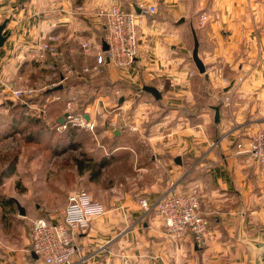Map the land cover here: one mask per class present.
<instances>
[{
    "label": "crops",
    "instance_id": "1",
    "mask_svg": "<svg viewBox=\"0 0 264 264\" xmlns=\"http://www.w3.org/2000/svg\"><path fill=\"white\" fill-rule=\"evenodd\" d=\"M117 2L155 4L157 12L142 15L135 61L126 68L108 63L104 76L94 77L110 87L105 96L97 95L101 114L106 116L110 100H116L119 112L97 130L104 136L100 157L74 155V162L82 158L87 166L80 172L75 162V171L84 175L86 190L106 211L75 237L72 264H256L255 244H264V165L237 144L246 145L249 134L264 127V0H0V23L9 18L6 31H11L0 49V95L10 98L13 89L54 81L49 74L59 62L49 55L33 58L46 39H54L61 63L74 66L53 99L88 88L91 75L82 71L87 60L79 43L102 37L99 10ZM193 31L204 73L191 59ZM145 85L158 88L161 98L142 90ZM140 93L142 100L125 117L128 107L122 102ZM90 116L98 124L95 114ZM102 158L107 164L90 179L89 165ZM171 185L200 196L208 222L203 246H196L190 233L173 241L163 232L155 207ZM144 197L149 211L140 205ZM19 199L0 196V264L34 262L28 220L62 219L63 207L47 205L22 218Z\"/></svg>",
    "mask_w": 264,
    "mask_h": 264
},
{
    "label": "built area",
    "instance_id": "2",
    "mask_svg": "<svg viewBox=\"0 0 264 264\" xmlns=\"http://www.w3.org/2000/svg\"><path fill=\"white\" fill-rule=\"evenodd\" d=\"M142 13L137 14L133 8H126L121 4H111L99 10L102 18L104 33L98 40L83 39L80 41L82 55L89 61L82 71L91 76L101 75L108 63L117 68L129 67L139 53V30L142 26L143 14H155V4L137 3ZM81 9V7H79ZM206 19L201 16V21ZM103 41L108 45L103 50ZM59 57L54 39L43 40L38 49L33 52V58L43 60L46 56ZM74 68L62 62L56 67L51 76L54 81L41 88L24 85L13 89L11 95L18 99L22 96L31 97L35 93L47 88L58 86L72 74ZM227 79H224L226 81ZM58 99L59 97H55ZM76 95H70L65 103L64 121L58 123L57 129L77 127L93 131L96 121L90 116L88 108L76 109ZM228 97L226 101H228ZM89 119L85 118V115ZM241 152L250 155L257 163L264 165V127L253 130L246 145L237 144ZM200 196L195 193H186L176 190L171 185L166 194L157 201L155 211L162 223L163 232L173 241L182 239L190 233L196 246H203L208 234V222L200 211ZM140 205L145 211L150 210L147 199L141 198ZM104 205L94 200L83 187L70 191L61 210V221H53L39 216L30 219L29 242L30 250L38 255L39 264H72L76 253L74 244L77 234L86 231L91 221L104 214Z\"/></svg>",
    "mask_w": 264,
    "mask_h": 264
},
{
    "label": "rangeland",
    "instance_id": "3",
    "mask_svg": "<svg viewBox=\"0 0 264 264\" xmlns=\"http://www.w3.org/2000/svg\"><path fill=\"white\" fill-rule=\"evenodd\" d=\"M118 4L127 8L131 5V3L128 2H119ZM159 5L162 9L166 8L162 3H159ZM189 6L191 7L190 3ZM200 22L199 18L196 25L199 26L201 24ZM88 63V60L85 61V65ZM68 64L74 67L70 63ZM78 69L77 67V70ZM49 75H51V71ZM103 76L104 73L102 77ZM94 77L97 76H90L87 78L88 88L85 87L78 95L75 94L77 97L75 106L78 111H82V106L91 104L88 110L92 114H95L97 122L99 121L98 124H96L98 126L93 132L77 127H70V130H72L70 131L71 135L69 134L68 137L66 135V139L69 138V140L73 139V141H80L79 145L82 149L77 151L68 150L60 155L55 154L52 150L54 149L55 142L65 135V132L58 131L55 122L57 121V117L62 115L67 99L62 98L54 100L52 96L44 95L43 90L35 93L31 97L22 96L18 99L13 97L5 99L0 95V196L1 193L4 195L14 194L17 198H20L19 200L21 202H24L26 204V215L22 216V218L27 217V214L34 210H43L42 205L59 209L63 207L68 192L77 187L86 189L84 175L79 174L77 169L75 171L74 155L80 156L82 153L92 152L96 154L95 156L100 157V154H98L100 149L99 143H102L101 140H104V136L103 134L100 135V132L98 133L97 130L103 126L102 123L104 120H108L110 116H114V113L119 112L116 109V100H110L104 112L106 116L104 117L101 114L102 110L99 108L102 102H99L100 98L98 99L97 95L100 93L101 96H105L109 92L106 90H109L110 87H106L108 84L107 82L100 83L99 81L102 82V79ZM51 79L54 80L52 76ZM52 80H50V82ZM98 83H100V86ZM46 84L49 85V82ZM139 95L140 98H136L132 101L130 99H124L122 102V104L127 102L126 105L128 110L125 117L131 116L130 114L133 108L142 100V93ZM152 99L153 98H150V100ZM20 104L27 107V113L30 114V116L41 118L46 128H48V130L52 129L51 132L38 133L35 127L28 126L25 122L17 125L16 129L10 127L9 121L14 115H17L21 111L20 108L16 106ZM97 110L98 112L96 113ZM118 124V121L114 123L115 126ZM109 140L110 139H107L106 141ZM60 145L61 144L57 147L59 148ZM13 158L16 159L15 174L11 177L1 176V172L7 168L8 163ZM12 188L15 189L12 190ZM65 189H67L68 192H66ZM11 207H16L15 203H13ZM27 222L29 235L30 220ZM188 253L189 256L192 257L195 255V250L190 248Z\"/></svg>",
    "mask_w": 264,
    "mask_h": 264
},
{
    "label": "trees",
    "instance_id": "4",
    "mask_svg": "<svg viewBox=\"0 0 264 264\" xmlns=\"http://www.w3.org/2000/svg\"><path fill=\"white\" fill-rule=\"evenodd\" d=\"M54 58V57H53ZM56 59L55 61H57V63L59 62V64L61 63V58L60 57H56L54 58ZM57 64V66L59 65ZM56 68V67H55ZM58 68V67H57ZM53 71H51L52 73ZM57 91L59 90H54V87L51 88H47L46 90H44L43 94L44 95H49V96H53ZM59 100V99H58ZM17 108H20V112L17 115H14L12 117V119L9 121V125L12 128H17L16 126L25 122L26 125L31 126V127H35L36 132L38 133H46L47 131H49V133L51 132L52 129L48 130V128H46L45 123L42 121L41 118H34L33 116H30V114L27 113L28 109L25 105L20 104V105H16ZM15 106V107H16ZM86 106V105H85ZM85 106H82V110L85 108ZM65 107V106H64ZM63 114V113H62ZM60 116L57 117V121L55 122L56 125V129L58 126V119ZM14 129V130H15ZM58 130V129H57ZM60 132H65V135H63L59 140H57L54 144V149L52 150V152H54L55 154H59L60 152L66 151L69 148H75L76 146H78L80 144V141H73V139H66V135L68 137V135L70 133V128H65L63 130H58ZM68 132V133H67ZM60 145V147L58 148L57 146ZM75 162L77 164V168L80 172H82V170L87 167L84 163V159L82 158H75ZM108 160L106 158H102L99 161H97L96 163H93V165H89L91 167V173L89 178L90 179H95L96 177L99 176L100 174V170L102 167H104L107 164ZM15 163H16V159L13 158L9 163L8 166L5 170H3L1 172V176L3 177H7L10 174H12L15 171ZM6 201H12L11 199H6Z\"/></svg>",
    "mask_w": 264,
    "mask_h": 264
},
{
    "label": "water",
    "instance_id": "5",
    "mask_svg": "<svg viewBox=\"0 0 264 264\" xmlns=\"http://www.w3.org/2000/svg\"><path fill=\"white\" fill-rule=\"evenodd\" d=\"M131 7L133 8V10L137 14L142 13V10L137 5V3H131ZM9 21H10L9 18H5L0 23V49L3 48L6 40L9 38V36L11 34V31H6V28H7ZM183 21H184V19L181 18L178 21V23H181ZM102 45H103V50L108 49V45L106 44L105 41H103ZM198 46H199V42H198V39L195 35V32L193 31V46H192V51H191V59L194 62L195 67L197 68L198 72L204 73L205 72V65L198 55ZM59 89H62L61 85L54 87V90H59ZM142 90L150 93L154 97V99H156V100H159L161 98V92L159 91L158 88H156L154 86L145 85L142 87ZM121 101H122V99L119 100V103ZM214 110H215L214 120H215V122H218L219 121V106H215ZM66 115H67V113H64L62 116H60L58 119V123H62L64 121V116H66ZM85 118L89 119V116L86 114ZM116 133H117V131H116ZM15 203H16L19 215L25 216L26 215L25 207H23L17 200H15ZM255 245H256L257 249L259 250V254L256 258V264H264V244L263 243H256ZM30 256H31V259L34 260V262H32L30 264H36L35 261L38 260V258H39L38 255L35 254L34 252H31ZM196 264H199V263H196Z\"/></svg>",
    "mask_w": 264,
    "mask_h": 264
}]
</instances>
